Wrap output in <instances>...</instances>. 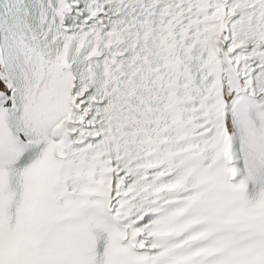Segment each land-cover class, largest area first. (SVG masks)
Segmentation results:
<instances>
[{
    "label": "snow or ice",
    "instance_id": "1",
    "mask_svg": "<svg viewBox=\"0 0 264 264\" xmlns=\"http://www.w3.org/2000/svg\"><path fill=\"white\" fill-rule=\"evenodd\" d=\"M0 264H264V0H0Z\"/></svg>",
    "mask_w": 264,
    "mask_h": 264
}]
</instances>
